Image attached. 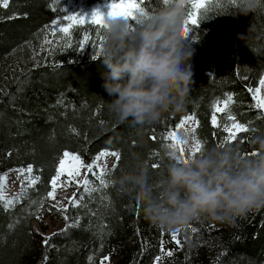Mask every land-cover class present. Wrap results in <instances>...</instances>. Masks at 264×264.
Instances as JSON below:
<instances>
[{
    "label": "trees",
    "instance_id": "1",
    "mask_svg": "<svg viewBox=\"0 0 264 264\" xmlns=\"http://www.w3.org/2000/svg\"><path fill=\"white\" fill-rule=\"evenodd\" d=\"M6 2L4 7L0 0V174L32 165L40 182L11 207H0V264H96L104 257L114 259L110 264H154L162 232L165 250L173 255L160 264H264V206L230 222L201 216L181 229L177 245L171 231L151 223L116 179L131 166L133 153H139L155 183L162 163L152 153H159L166 141H153L151 135L159 137L185 115L195 113L199 138L218 144L222 130L212 125L209 106L227 95L234 100L232 114L250 127L240 134L243 140L233 143L250 151V136L264 129V113L253 106L248 91L264 72V0L246 15L239 12L242 0H212L217 7L185 39L195 50L186 110L166 113L158 124L143 128L108 113L104 100L111 97L103 88L106 69L99 58L77 59L69 50L43 49L45 26L61 15L56 0ZM96 2L87 0L88 5ZM158 6L156 0L147 5L153 11ZM105 149L121 154L105 177L109 186L68 208L66 222L74 226L48 236L45 245V238L30 227L38 213L32 201L45 197L61 154H78L87 163ZM153 163L160 167L152 169Z\"/></svg>",
    "mask_w": 264,
    "mask_h": 264
},
{
    "label": "clouds",
    "instance_id": "2",
    "mask_svg": "<svg viewBox=\"0 0 264 264\" xmlns=\"http://www.w3.org/2000/svg\"><path fill=\"white\" fill-rule=\"evenodd\" d=\"M257 2L242 0L239 12L246 15ZM188 10L189 0H167L139 22L105 15L99 59L106 69L103 88L111 97L103 100L114 120L151 127L166 113L186 110L195 51L183 34ZM171 145L159 146L162 166L155 183L139 153L116 178L156 227L175 231L201 216L230 222L264 206V129L250 136V151L238 142L206 143L194 154L190 127L179 129Z\"/></svg>",
    "mask_w": 264,
    "mask_h": 264
},
{
    "label": "snow or ice",
    "instance_id": "3",
    "mask_svg": "<svg viewBox=\"0 0 264 264\" xmlns=\"http://www.w3.org/2000/svg\"><path fill=\"white\" fill-rule=\"evenodd\" d=\"M150 0H110L107 5L106 11H101L99 8L94 9L91 12V15L84 14L81 15L79 13H71L67 15H62L59 20H53L52 25H46V29L51 30V34L53 37H56L57 34H62L61 39L65 40L66 43L60 45L62 49H71L72 39H73V29L82 28L84 25L92 26L95 25L94 35L95 40H92V36L85 31L82 39H79V43L77 48L83 49L85 45L92 44L95 48V55L93 59H97L100 57L102 53V44L104 41L103 29L105 27V15L108 16H117L123 15L126 18H130L134 22H139L140 17L146 16L149 12L153 11L147 7ZM167 0H156L158 5L166 3ZM229 2H234V0H229ZM59 3V0H57ZM226 6V5H225ZM4 7H7V2L5 0ZM217 7V5L212 3V0H190V8L187 12V18L184 22V30L183 34L187 36V34L192 31L193 26H198L199 22L207 13H209L212 8ZM67 22V23H64ZM195 39V38H194ZM44 43L46 45H53L54 43H59V41L49 40L45 38ZM260 87L249 88L248 91L252 94L254 100H256V104L254 107L260 109L264 112V96H261V89L264 88V77H261L259 80ZM234 100L231 95H227L224 99L216 98L210 104L211 109V123L217 129H222L221 139L218 144H229L233 143L240 137L241 133H247L250 131V127L247 123H241L237 120V117L232 114L231 106L233 105ZM220 114V115H218ZM227 116V122H223L224 116ZM167 119V118H166ZM189 122H193L191 131L194 134L196 148L194 150V154L200 152L205 144L206 140H202L198 136V128L200 127V121L197 119L195 113H191L183 116L172 125L171 129L167 126L165 130L160 134L159 137L153 132L151 135V139L153 141L162 139L163 141L172 142L173 147H175V133L181 129L186 128ZM72 131H76L72 129ZM243 140L242 137H240ZM183 151V149H181ZM153 156H158L159 153H152ZM107 156L115 157L117 163L120 161L121 154L118 151H107L101 150L98 154L90 157V162H85L80 155L70 152H63L62 157L59 158V163L55 169V174L50 179L51 190L46 193V196L41 199V201H32L33 205H36L38 211L43 208L44 199L51 198L52 200H56L55 193L58 187H66L70 183H75L77 185L78 191L73 193V197L69 200V204L73 207L79 206L83 202V197L85 194L91 195V193L99 191L100 188H107L109 186V182L105 179V177L109 174L106 165H102L100 163L101 159ZM66 160L70 161L68 167L65 166ZM116 164L113 165V170L116 168ZM160 165L158 163H153L151 165L152 169L159 168ZM81 168L86 169V172L83 174V178H81ZM18 175L22 177L21 180V192L22 194H26L28 189L35 187L37 183L40 182V176L34 175L32 165H28L26 168L21 167L16 170ZM89 176L94 178L96 182H98L99 187H95L93 185V180L89 179ZM7 181V173L0 174V207H11L14 202H17L21 196L17 195L14 198H7L4 192V188ZM25 182L27 184L25 185ZM104 200H108L107 197H103ZM55 208L56 211L64 214L63 218L65 221L69 220V217L66 215L67 206L62 205L59 201L49 207V211ZM39 218V216L37 217ZM73 224H68L67 227H73ZM193 232L196 231L195 228L191 229ZM181 229H176L175 231H171L170 236L171 240L175 241L177 245H180V240L177 239L178 233ZM163 232L161 233L160 240V255L155 257L154 264H160L162 259L167 256L171 257L173 252L171 250H165L166 241L163 239ZM50 238H45V245L48 244ZM93 257H89V261H92ZM107 257H104V260H107Z\"/></svg>",
    "mask_w": 264,
    "mask_h": 264
},
{
    "label": "rangeland",
    "instance_id": "4",
    "mask_svg": "<svg viewBox=\"0 0 264 264\" xmlns=\"http://www.w3.org/2000/svg\"><path fill=\"white\" fill-rule=\"evenodd\" d=\"M109 2L110 1H107V0H99V2L88 5L87 0H59L58 4L60 5L61 15L54 20H59L63 14L67 15L71 13H79L81 15H84V14L91 15V12L96 8H99L101 11H106L107 5L109 4ZM56 3H57V0H56ZM64 23H67V22H64ZM49 25H52V22ZM95 27H96L95 25H92V26L84 25L82 28L73 29V39H72L73 47L71 49H62L60 47L61 44L66 43L65 40L61 39L62 34H57L56 37H53L51 34V30L46 29V34H42L43 35L42 38L44 39L42 42L43 49L47 48L48 50H51V51L55 50V51H61V52L69 50L70 52L71 51L74 52V56L77 59L81 57H84V58L92 57L93 55H95V48L92 44L85 45V47L80 50L77 48V45L79 43V39H82L85 31H87L92 36V40H95V35L93 31ZM45 38L49 40L59 41V43H54L53 45H46L44 43ZM261 77H264V72L261 75ZM256 87H260L259 81ZM260 95L264 96V88L261 89ZM251 99H252V104L254 106L256 104V100L253 99L252 94H251ZM223 122H227V119L224 118L222 123ZM192 124L193 122H189L187 125H185V127L191 128ZM107 151H110V150H107ZM62 155L63 154H61V157ZM114 161H115V157L107 156V157L102 158L100 163L102 165H106L107 170H109L112 167ZM58 162L59 160L56 163L55 169L58 165ZM69 164H70V161L66 160L65 166L68 167ZM19 168L21 167H12V168L7 169L4 172V173H7V181H6V185L4 188V192L7 198H14L17 195H20V196L22 195V192H21L22 177H20L16 171ZM80 171H81V178H83V174L86 172V169L81 168ZM54 174H55V171H54ZM89 179L93 180V185L95 187H99L98 182H96L94 178L89 176ZM26 184L27 182H25V185ZM50 190H51V184L49 181L48 191ZM77 191L78 189L75 183H70L66 187H58L55 193L56 200L54 201L51 198L44 199L45 200L44 204L45 206H48V207H43L42 208L43 210L42 209L41 211L39 210L38 213L34 216V218L30 221L31 229L34 232L40 234L43 238H47L48 236L53 235L54 233L59 232L62 229H64V227L68 225L65 219L63 218L64 214L56 211L55 208H53L51 211H49L48 209L51 205L55 204L57 201H59L62 205H66L67 209L70 207L74 208L73 206L69 204V200L73 197V193H76ZM95 193H97V191L91 193V195L85 194L83 197V201H86L87 199L86 197L93 196ZM3 208H6V207H3ZM38 216L39 218H37ZM107 258H108L107 260H104V258L99 259L96 264H110L114 261V259L111 257H107Z\"/></svg>",
    "mask_w": 264,
    "mask_h": 264
}]
</instances>
